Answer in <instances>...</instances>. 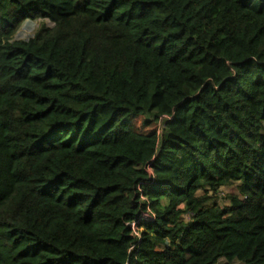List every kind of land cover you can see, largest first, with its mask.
Here are the masks:
<instances>
[{
	"label": "trees",
	"instance_id": "16d2710c",
	"mask_svg": "<svg viewBox=\"0 0 264 264\" xmlns=\"http://www.w3.org/2000/svg\"><path fill=\"white\" fill-rule=\"evenodd\" d=\"M221 260L264 264V0H0V264Z\"/></svg>",
	"mask_w": 264,
	"mask_h": 264
},
{
	"label": "rangeland",
	"instance_id": "374dc122",
	"mask_svg": "<svg viewBox=\"0 0 264 264\" xmlns=\"http://www.w3.org/2000/svg\"><path fill=\"white\" fill-rule=\"evenodd\" d=\"M42 20H37V21H25L18 33L15 36V39L17 40H26L35 35L37 30L40 28L42 24ZM141 124V119L137 121V125L140 126ZM229 188H222L217 197L218 204L221 207H227L228 206V200L226 196L229 194ZM225 262L223 260L220 261V264H224Z\"/></svg>",
	"mask_w": 264,
	"mask_h": 264
},
{
	"label": "built area",
	"instance_id": "2783aa9c",
	"mask_svg": "<svg viewBox=\"0 0 264 264\" xmlns=\"http://www.w3.org/2000/svg\"><path fill=\"white\" fill-rule=\"evenodd\" d=\"M161 126L159 124V134L161 133ZM148 173L150 176H153V172L151 168H148ZM155 215L151 213V210L148 208V211L142 213L135 221L129 223L127 226L131 231V237L134 239V244L129 251V254L134 253L137 249H139L141 241H142V228H140V223L145 222H154Z\"/></svg>",
	"mask_w": 264,
	"mask_h": 264
}]
</instances>
